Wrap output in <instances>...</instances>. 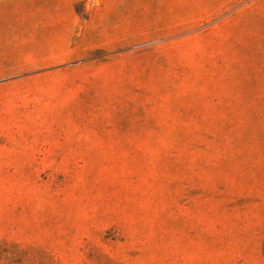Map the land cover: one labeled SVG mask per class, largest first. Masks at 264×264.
Listing matches in <instances>:
<instances>
[{"label": "rangeland", "instance_id": "obj_1", "mask_svg": "<svg viewBox=\"0 0 264 264\" xmlns=\"http://www.w3.org/2000/svg\"><path fill=\"white\" fill-rule=\"evenodd\" d=\"M0 264H264V0H0Z\"/></svg>", "mask_w": 264, "mask_h": 264}]
</instances>
